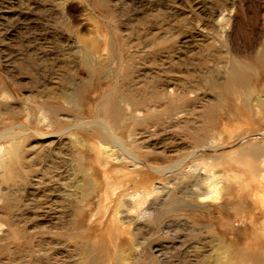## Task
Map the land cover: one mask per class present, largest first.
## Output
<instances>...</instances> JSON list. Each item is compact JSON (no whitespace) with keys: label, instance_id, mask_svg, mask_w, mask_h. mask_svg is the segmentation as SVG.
Returning <instances> with one entry per match:
<instances>
[{"label":"rangeland","instance_id":"obj_1","mask_svg":"<svg viewBox=\"0 0 264 264\" xmlns=\"http://www.w3.org/2000/svg\"><path fill=\"white\" fill-rule=\"evenodd\" d=\"M260 94L264 0H0V137L23 150L21 176L0 185V264H213L225 244L240 258L262 252L247 169L213 160L208 169L229 171L231 193L199 209L184 200L206 190L194 175H206L211 155L264 144ZM102 120H116L109 131L149 165L134 171L117 146L123 160L102 164L99 127L85 124ZM164 165L165 174L151 168ZM140 179L153 215L114 213L112 199L136 195Z\"/></svg>","mask_w":264,"mask_h":264},{"label":"bare ground","instance_id":"obj_2","mask_svg":"<svg viewBox=\"0 0 264 264\" xmlns=\"http://www.w3.org/2000/svg\"><path fill=\"white\" fill-rule=\"evenodd\" d=\"M250 68L251 67H245V70L251 71L252 68L251 69ZM232 76H233V79H235L236 82H239L240 85L241 84L245 85V82H246L245 74H239V73H237V71H235ZM244 89H246V87H244ZM247 91L249 92V90H247ZM247 91H245V92H247ZM251 91L252 92L254 91L253 88L251 89ZM249 97H250V95L247 93V97H246L247 102L249 101ZM256 100H257L256 106L258 107V109L260 108V109L264 110V95L260 94L259 96H257ZM114 104H115L114 102H109L107 105L104 104L103 107L106 109L105 113H108V115H110V113L114 109V106H115ZM76 107L79 108V105H77ZM120 111H121L120 109L117 110L118 118L120 117ZM132 115L134 118L139 117V115L136 113V110L133 111ZM110 117H112V116L110 115ZM109 121H111V120H109ZM112 122L113 123H111V124L104 123L103 120H102V122H96V121L85 122V124H89V125L94 123L95 125H97L99 127L101 140L98 143L99 145L95 146L94 150L96 151V154H97L100 162H102V164H103L106 160H109V159L110 160L115 159L116 161H118V160L120 161L122 159V157H119V155L115 154V146H117V147L122 148L124 151H126V153L128 151L129 154L127 153V156L130 155L131 157H128L130 159H127V160H129V161L132 160V166L134 167L133 169H135L134 171L138 172V168H140L141 166L149 165V164L145 163V161L142 159V157H139L136 153H134L132 151L131 148H128L125 145L124 139H122L121 137H119L117 135H114L111 131H109L110 128H112V127L115 128V124L117 123L116 120H114ZM85 124H83V125H85ZM106 124L110 126L109 129L107 128ZM79 125H81V124H79ZM135 125H136V123H135ZM78 127H80V126H78ZM241 134H244V133H241ZM16 135H18V133H16ZM247 135H251V132H248ZM6 138H10L8 141L9 145L6 146L3 144H0V185L2 184V182H8V184L10 182L13 183L16 181L15 178L17 175L21 176L20 171L18 169H19V166L23 160V156H22L23 150L20 149V144L18 142H16V137L14 135H11V134L7 135L6 134V135L0 137L1 140L6 139ZM76 138L80 144L85 145V142H83L79 139V138H81L80 136L76 135ZM128 140L130 143H134L136 141L134 129H131L129 131ZM253 143H254V141H247V140L244 142L242 141V143H240V145L237 148L230 150L227 157H226V155L224 157L218 156L215 153L216 155H211L209 157V161H207L205 164H206V166L207 165L211 166V164L214 162L213 160H216L217 161L216 163H220V164L225 163L226 161H229L228 164H234L237 167L240 165L241 167H244L245 169L248 170V172L250 173V178L247 179L245 187L242 186L244 189H246L245 194L248 196V198L250 200L249 204H251V207H252L251 212L247 215H248L249 221L252 225V232H254V234H256V235L260 234V235L264 236V144L259 143L258 145H254ZM4 144H7V143H4ZM124 154H125V152H124ZM122 155H123V153H122ZM125 156L126 155H124V158H126ZM247 156H250V157L247 158ZM124 160H126V159H124ZM178 164L176 165V167L178 166ZM203 165H202V167L205 166V165L204 166ZM102 166H104V165H102ZM151 168L154 171L156 170L160 174H165L166 172H168L169 169H171L170 166H165V165L164 166H151ZM211 168L212 169H210V167H209V169H208V166L206 167V169H207L206 175L202 178L198 177L199 175L196 174L197 173L196 169L191 170V171L190 170L186 171L187 174L184 171L180 172L181 174H183L182 176H184V177H185V175L188 176L189 171L191 173L190 175L196 174V175H194V177L196 178L195 179V185L198 186L200 184V181H202L201 183L202 184L204 183L206 186V190H204V191H202L199 186L198 187L196 186L198 190H196L195 189L196 187H195L194 189L196 191L194 190L192 193L190 192L189 199H184L194 209H199L200 207L201 208L206 207V204L204 203V201L207 199H210L214 202L220 201L224 197L225 194H227V193L230 194L232 191V189H231L232 183H231V179H230L231 177H230L229 171H223V170L220 171L217 169H213L214 167H211ZM166 169H168V170L166 171ZM235 175H240V174L238 172H236ZM181 178L177 179V180H179L178 181L179 184L176 181L177 185H181L180 184ZM176 182L174 183V185H176ZM185 183H183V184H185ZM137 184H138V182H137ZM139 184H140L141 188L137 189L138 193L136 195H135V193L130 194L132 191H135L134 187H132L131 189H127L129 191L127 198H128V200L132 199L133 204H131L132 200L128 201L127 199L122 197L121 194L116 195V197L114 199H112V201L114 202V211H115L114 213L120 214V216L123 215L124 216L123 218H125V217L128 218L127 214L125 215V213H127L126 209L134 208L135 210H139L140 216L138 218H140V219L141 218H143V219L148 218V217H151L153 215L152 209H153V207L155 208L156 205L154 206L153 203H149L148 205L145 204L147 202L146 199L148 197L150 198V195H149L150 190L148 188L147 180L140 179ZM168 184H170V183L168 182ZM190 185H191V183H190ZM87 186L85 185V187H87V189H89L91 186L90 181H88ZM116 186H117V184H116ZM134 186H136V183ZM192 186H193V183H192L191 187ZM166 187H168V185L167 186L166 185H162V186L152 185L151 191H154L156 193H160ZM203 187H204V185L202 186V188ZM168 190L170 191L171 189L168 188ZM181 192H182V190H181ZM256 192H257V194L259 193V195L261 193L262 196H260V197L258 196L259 198H257ZM115 193H116V191H115ZM152 193H151V195H152ZM161 193H164V192H161ZM168 194H169V192H167V196H168ZM186 194H187V192H186ZM5 195L6 194L3 192V189L0 190V200L3 199V201H5L6 200ZM184 196H186V195H184ZM166 197H164V200L166 199ZM149 198H148V200H149ZM161 200H162V198H161ZM177 202H179V201H177ZM183 204H184V202H183ZM104 207L107 208L106 205ZM106 212H107V210H106ZM114 218H116V217H112V219H114ZM131 219H133V218H130L129 221H131ZM125 220H122V223L121 222L120 223L121 224L127 223L128 221L127 220L125 221ZM114 224H115V222H114ZM0 225H2L1 221H0ZM246 249H247V247H246ZM263 251H264V249H263ZM263 251L261 252L259 250L260 253H258V254L244 253V254H242L243 257L240 258L238 256L237 257L235 256V251L231 246L225 244L221 247V252L223 253L221 255H223V256L221 258H220V256H218L219 258H216L214 260L213 264H250L249 261H251L253 264H264V252ZM240 253H243V252L240 251ZM126 260H127V258H126Z\"/></svg>","mask_w":264,"mask_h":264}]
</instances>
